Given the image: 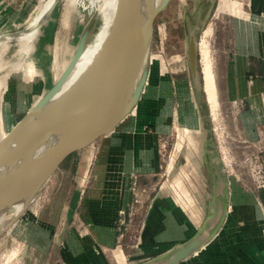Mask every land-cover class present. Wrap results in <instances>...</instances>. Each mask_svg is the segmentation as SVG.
<instances>
[{
  "label": "crops",
  "instance_id": "1",
  "mask_svg": "<svg viewBox=\"0 0 264 264\" xmlns=\"http://www.w3.org/2000/svg\"><path fill=\"white\" fill-rule=\"evenodd\" d=\"M28 1L0 0V28L23 19ZM213 15L204 36L212 52L215 111L210 106L213 100L203 66L207 104L196 97L194 107L189 105L191 112L187 113V108L180 111L179 117H139V123H133L131 128L130 119L126 121L116 135V170L131 174L115 181L109 179L107 186L116 187L112 190L116 199L107 195L109 199L103 201L95 194L86 199L82 214L92 222L89 234L82 242H66L67 251L72 253L68 252L60 264H144L166 257L205 233L209 237L200 250L178 264H264V188L259 192L245 190L246 186L251 187V181L232 176L218 141L226 133L225 128L222 127L221 135L213 126L214 121L232 116L235 133L244 139L246 148H264V0H217ZM206 46L210 52L207 43ZM136 90L135 86L132 93ZM136 108L137 105L133 112ZM174 123L182 146L173 152L172 168L160 183L159 191L147 200L138 233L126 240L139 191L153 187L156 181L143 173L157 166L155 136L168 132ZM126 131L125 137L132 139L131 150L135 147L136 158L130 162L124 160L127 139L119 144ZM140 135L149 144L148 163L137 157ZM215 149L222 155L224 179L213 171ZM185 167V178H172L174 171ZM178 186L185 187L186 192L175 199L172 189ZM80 195L78 188L73 204ZM216 217L219 218L212 225ZM252 219H256L253 225ZM47 245L50 243L44 246ZM105 250L112 254L107 256Z\"/></svg>",
  "mask_w": 264,
  "mask_h": 264
},
{
  "label": "rangeland",
  "instance_id": "2",
  "mask_svg": "<svg viewBox=\"0 0 264 264\" xmlns=\"http://www.w3.org/2000/svg\"><path fill=\"white\" fill-rule=\"evenodd\" d=\"M23 1L25 3L26 0H21V2ZM48 1L50 0H45L38 6L40 0H31L30 4L26 5L23 19L9 27L0 28V31L3 28L0 37L4 33L12 31L9 46L4 54V63L6 64H4L0 74H4L6 70L21 60L17 54V34L26 30L27 25L35 16L44 10ZM103 3V0H57L56 5L47 12V15H41V17L44 16V20H41L42 25L40 24L38 27L39 32L32 42V48L33 57H36L35 66L44 79V93L57 81L54 75V64L60 62L59 66L61 67L65 61L72 57L83 34H87V41L95 39L93 35L97 33L98 27L102 23L100 9ZM154 3L157 6L156 0ZM216 4L217 0H170L167 8L157 16L146 57L148 62L147 76L149 73L150 79L146 86L147 89L135 109L136 111H132L126 118V121L130 119L129 128L133 123L137 124L143 109L148 113V117H179L180 111H187V108L189 110L187 113L191 112L189 105L192 103L194 107L197 96L193 88L187 38L191 24H196L197 21L201 99L206 103L203 76L204 54L202 53V46L200 49L199 46L201 39H204L210 48V42L205 40L204 32L213 22ZM199 8H202L201 12ZM65 18L68 20L67 22ZM204 41L201 45H204ZM63 45L64 48H61ZM210 53L209 57L212 62L210 67H212L211 72H213L211 48ZM23 61L24 59L20 62ZM37 85L39 87L40 83ZM37 94L36 92L34 95L35 99ZM215 97L216 93L210 99L217 100ZM214 100L210 103L211 107L217 104ZM33 101L29 106L32 105ZM24 104L27 106L26 103ZM232 119L234 118L231 116L226 117L221 122L214 121L213 126L215 124L217 133H221V135H223L222 130L225 128L226 133L223 137H219L218 141L228 164L229 172L232 176L241 179L246 178L250 181L243 159L245 153L257 150L254 146L246 148L244 139L235 133L237 129ZM174 130L175 123L172 124V128H169V131L167 130L168 132L161 131L158 137L155 136L157 166L154 168L155 170L150 171L149 169L143 173L152 179H156V181L153 187H149V189L145 187V190L139 191L138 200L134 203L136 212L128 226L126 240H129L130 236H134L136 232L138 233L147 200L154 191H159L160 183L168 176V172L172 168L173 152L175 153L182 146V141ZM143 131L141 129L139 132L142 133ZM126 135L127 131L120 138V145L128 138L125 137ZM106 139L108 140L107 144H105ZM116 140V135L108 138L103 137L96 142L89 158H85L83 152H79L71 155L61 164L41 191L37 201L13 226L11 225L12 227L10 226L0 236V264H60L65 257L67 258L68 252L72 253L71 250L67 251L66 242H82L88 236L92 222L84 219L82 214L86 199L93 194L103 201L109 199L108 196L116 199L113 192L116 187L107 186L109 179L115 181L116 178H127L131 174V172L116 170L117 151H119ZM125 143L128 147L124 151L126 152L124 160L127 162L135 160L136 156L133 152L135 147L131 150L132 139H127ZM130 151L132 152L130 153ZM186 172V167L174 171L172 178L177 180L185 178ZM155 173L157 176L154 175ZM81 179H83L82 182ZM78 188L81 189V195L78 202L73 204V197L77 194ZM251 188L252 185L251 187L246 186L245 190L251 191ZM185 190V187L173 188L174 198L182 197L186 192ZM106 191L109 192L106 193ZM111 198L110 200H112ZM119 221L121 220L119 219ZM254 221L256 219L251 220L252 225ZM262 226L264 238V225ZM53 227H55V231H53ZM47 243L50 245L44 246ZM70 248L72 249L73 246L70 245ZM104 252L107 256L112 254L108 250Z\"/></svg>",
  "mask_w": 264,
  "mask_h": 264
},
{
  "label": "water",
  "instance_id": "3",
  "mask_svg": "<svg viewBox=\"0 0 264 264\" xmlns=\"http://www.w3.org/2000/svg\"><path fill=\"white\" fill-rule=\"evenodd\" d=\"M30 1L26 3L27 6ZM169 2L170 0H163L151 11L149 18L143 22L139 13V0H118L105 46L97 61L70 92L63 111L56 117H54L56 114L52 117L54 113L49 117H43L36 123L34 129L27 133L28 126L36 119L42 106L51 99L55 91L63 84L65 76L74 67L83 44L87 41V34L81 36L79 45L61 77L45 93L43 99L36 103L0 141L1 167L4 164L16 162L22 156L29 154L38 143L47 138L48 132L54 125L62 124L64 128L62 138L50 152L27 159L17 169L0 176V209L21 198H30L27 208L22 214L14 217L10 225L13 226L37 201L51 176L67 158L79 152H83L85 158H89L97 141L103 137L117 135L118 129L125 123L126 118L131 114L141 97L147 79V69L145 77L134 93H132L133 86L139 68L145 56L147 57L155 20L167 8ZM199 10L201 12L202 8ZM196 24L190 26L187 50L193 88L197 98L201 99ZM99 84L100 96L94 101L86 99L87 93L92 89L95 90ZM23 132L27 134L25 138L14 149L8 150L13 139ZM107 143L108 140L105 144ZM212 165L215 175L224 179L226 171L216 149L213 151ZM217 218L219 217L215 218L212 225L218 220ZM6 231L3 229L0 236ZM208 237L209 234L206 233L196 235L171 251L166 257H160L144 264H178L198 252Z\"/></svg>",
  "mask_w": 264,
  "mask_h": 264
},
{
  "label": "bare ground",
  "instance_id": "4",
  "mask_svg": "<svg viewBox=\"0 0 264 264\" xmlns=\"http://www.w3.org/2000/svg\"><path fill=\"white\" fill-rule=\"evenodd\" d=\"M40 1L41 2L38 4V6L41 5L43 2H45V0H40ZM103 1L104 3L100 9L102 23L97 33L93 35L95 39L93 41L88 40L87 43L85 42L83 44L82 50L80 52L79 57L77 58L74 67L65 76V80L63 84L59 87L57 91H55L51 99H49L42 106L40 112L36 116V119L30 124V126H28L27 133L32 131L36 123L43 117H49L53 113L54 114L52 115V117L55 114L56 115L54 117H56L63 111L65 105L67 104V101L69 99V94L72 91V89L76 87L79 81L87 73L89 68L97 61L99 54L103 49V47L105 46V43L109 36L111 26L113 24V19H114L118 0H103ZM156 1L158 2L157 6H159L163 0H156ZM56 2L57 0L48 1V3L45 5L44 10L42 12L40 11V13L37 16H35V18L31 21V23L27 25L26 30L22 31V33L20 34H17L18 36V38L16 39L18 45L17 54L21 58V60L24 59V61L23 62H20L21 60L18 61L9 70H6L4 74L2 73L0 74V141L7 136L11 128L14 127L30 111V109L36 103H38L41 99H43L45 95L44 86H43L44 79L40 75L39 69L36 68L35 66L36 57L35 58L33 57L34 55H33L32 42L34 41L36 34L39 32L38 27L41 24V20L44 18V16L41 17V15H47V12H49V10L54 5H56ZM139 2H140L139 13L142 18V21L144 22L149 18L151 11L157 6L154 3V0H139ZM67 21L68 20L66 19V22ZM63 24L65 23L63 22ZM7 33L2 34L3 36L0 37V72H2L4 68V64H6L4 63V54L9 46L10 36L12 35L11 32H9L8 34ZM201 46L203 49L202 53L204 54L203 58H204L206 85L210 94V98H213L215 81H213L214 76L212 77V72H211L212 67H210V64L212 63L211 58L209 57L210 52L208 50V47L206 46V43H204V45ZM61 48H64V45ZM61 55L62 54L60 53V56ZM72 57L69 58L68 61L64 60L65 62L63 63V65H61V67L59 66L60 62L59 63L56 62L54 64V75L56 80H58L61 77ZM147 63H148L147 58L145 56L143 63L139 68V72L137 74L133 89L135 86L136 89H138L142 79L145 77L146 69L148 70ZM148 76L141 97L143 93L146 91L147 88L146 86L149 83L148 82V80L150 79L149 73ZM38 83H40L39 87L37 85ZM36 92L38 93L37 94L38 96L35 99L34 95ZM100 92H101V88L99 84V86L95 87V90L93 89L90 90L87 93V96L85 97L86 99H90L91 101H94L97 97L100 96ZM141 97L139 98V101ZM32 101H33L32 105L29 106ZM139 101L137 103V106L139 104ZM24 103H26L27 106ZM215 107L216 106H214V111H215ZM140 116L142 118H146L148 117V113H146V111L143 109V111H141L140 113ZM63 133H64V128L62 124L54 125V127L48 132L47 138L44 141L38 143L31 150L29 154L22 156L16 162L14 161L2 165L0 167V176H4L10 173L11 171L17 169L27 159H31L39 155L50 152L52 148L62 138ZM26 135L27 134L23 132L22 134H20V136H16L8 146V150L14 149L25 138ZM137 147H138L137 157L141 160L145 159L147 161L146 163H148L150 161L148 157L149 144L148 141L145 140L143 135L142 136L140 135L138 139ZM29 203H30V198L25 197L2 207L0 209V232L3 229L7 230L11 226L10 222L14 219V217L22 214L24 210L27 208V205Z\"/></svg>",
  "mask_w": 264,
  "mask_h": 264
},
{
  "label": "built area",
  "instance_id": "5",
  "mask_svg": "<svg viewBox=\"0 0 264 264\" xmlns=\"http://www.w3.org/2000/svg\"><path fill=\"white\" fill-rule=\"evenodd\" d=\"M243 163L247 167L252 189L261 191L264 188V148L245 153Z\"/></svg>",
  "mask_w": 264,
  "mask_h": 264
}]
</instances>
